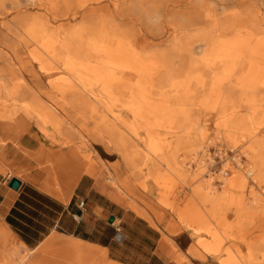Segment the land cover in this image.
<instances>
[{
	"label": "rangeland",
	"instance_id": "1",
	"mask_svg": "<svg viewBox=\"0 0 264 264\" xmlns=\"http://www.w3.org/2000/svg\"><path fill=\"white\" fill-rule=\"evenodd\" d=\"M0 84L3 142L53 190L87 174L196 261L264 264V0H0ZM35 253L0 264L61 259Z\"/></svg>",
	"mask_w": 264,
	"mask_h": 264
},
{
	"label": "crops",
	"instance_id": "2",
	"mask_svg": "<svg viewBox=\"0 0 264 264\" xmlns=\"http://www.w3.org/2000/svg\"><path fill=\"white\" fill-rule=\"evenodd\" d=\"M15 120L17 123V117ZM5 132L0 123V244L12 237L29 254L58 252L61 259L52 264H66V260L70 264H202L189 253L192 240L187 231L168 235L100 190L87 174L72 172L63 186L53 190L45 178L41 181L39 172L29 169L31 162L40 160L34 153L29 158V152L9 147L3 142ZM43 147L50 156L51 151ZM49 162L54 168L60 165L56 159ZM6 169L23 172L9 175ZM12 177L19 181L16 189L7 186ZM163 235L171 241H164ZM198 240L197 247L205 255H213ZM45 253L33 257L41 260ZM13 254L18 256V250Z\"/></svg>",
	"mask_w": 264,
	"mask_h": 264
},
{
	"label": "bare ground",
	"instance_id": "3",
	"mask_svg": "<svg viewBox=\"0 0 264 264\" xmlns=\"http://www.w3.org/2000/svg\"><path fill=\"white\" fill-rule=\"evenodd\" d=\"M101 3H102V2H101ZM164 36H165V35H164ZM151 39H152V38H151ZM92 51H93V49H92ZM70 70H71V69H70ZM3 89H4V88H2V86H1V84H0V92H1V93H2V92L4 93L3 96H4L6 99L10 98L11 94H10V93H7V92L4 91ZM5 90H6V89H5ZM8 116H10L9 119L12 118L13 122L16 123V120H14V117H13L14 115H13V114H8ZM229 148H230V147H229ZM230 149H232V151L234 152V150H233L234 148H230ZM235 159H237V160L239 159L238 155L235 156ZM237 160H236V161H237ZM235 163H236V167H239V166H238L239 163H237V162H235ZM225 165H226V164H225ZM250 172H251V171H250ZM252 172H253V171H252ZM252 172H251V173H252ZM222 173L225 174L226 176H230V175L232 174V173H229V175H228L227 172H222ZM251 173H250V174H251Z\"/></svg>",
	"mask_w": 264,
	"mask_h": 264
},
{
	"label": "water",
	"instance_id": "4",
	"mask_svg": "<svg viewBox=\"0 0 264 264\" xmlns=\"http://www.w3.org/2000/svg\"><path fill=\"white\" fill-rule=\"evenodd\" d=\"M18 185H19V181L16 178H14V177L10 178L8 180V182H7V186L10 187V188H12V189H16L18 187ZM107 221L108 222H111L112 221V217L110 216L107 219ZM118 236L119 235L117 234L116 237L119 238Z\"/></svg>",
	"mask_w": 264,
	"mask_h": 264
},
{
	"label": "built area",
	"instance_id": "5",
	"mask_svg": "<svg viewBox=\"0 0 264 264\" xmlns=\"http://www.w3.org/2000/svg\"><path fill=\"white\" fill-rule=\"evenodd\" d=\"M79 204L81 205V202H79Z\"/></svg>",
	"mask_w": 264,
	"mask_h": 264
}]
</instances>
